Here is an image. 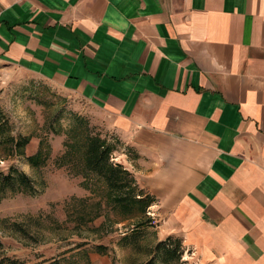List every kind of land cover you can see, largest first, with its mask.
<instances>
[{"label":"crops","instance_id":"obj_1","mask_svg":"<svg viewBox=\"0 0 264 264\" xmlns=\"http://www.w3.org/2000/svg\"><path fill=\"white\" fill-rule=\"evenodd\" d=\"M0 64L105 118L190 264H264V0H0Z\"/></svg>","mask_w":264,"mask_h":264},{"label":"rangeland","instance_id":"obj_2","mask_svg":"<svg viewBox=\"0 0 264 264\" xmlns=\"http://www.w3.org/2000/svg\"><path fill=\"white\" fill-rule=\"evenodd\" d=\"M85 135L111 145L129 174V154L104 117L83 100L0 64V172L22 171L33 191L0 193V258L18 264H189L161 261L155 244L173 233L152 206L126 215L84 166ZM21 138L27 143L18 147ZM154 200V199H153ZM182 248V245L180 246ZM189 260H188V259Z\"/></svg>","mask_w":264,"mask_h":264},{"label":"trees","instance_id":"obj_3","mask_svg":"<svg viewBox=\"0 0 264 264\" xmlns=\"http://www.w3.org/2000/svg\"><path fill=\"white\" fill-rule=\"evenodd\" d=\"M26 143L27 139L21 138L16 145L22 147ZM82 145L85 168L103 180L119 210L126 215L145 213L146 208L152 204L153 198L141 189H136L130 174L120 164L110 160L111 145L104 143L97 136L89 135L84 136ZM19 190L33 191L31 180L22 171L9 166L5 172H0V193ZM180 246L178 238L168 235L155 244V256L160 254L162 262H167L168 259L177 260L183 250ZM0 264H18V262L4 256L0 258Z\"/></svg>","mask_w":264,"mask_h":264}]
</instances>
